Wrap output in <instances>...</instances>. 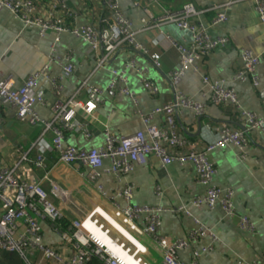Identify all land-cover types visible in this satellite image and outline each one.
Here are the masks:
<instances>
[{
  "label": "crops",
  "instance_id": "1",
  "mask_svg": "<svg viewBox=\"0 0 264 264\" xmlns=\"http://www.w3.org/2000/svg\"><path fill=\"white\" fill-rule=\"evenodd\" d=\"M65 4L73 18H65L67 25L98 24L102 12L101 0H59ZM124 16L131 22V30L136 42L148 47L151 53L159 55L156 67L148 55L124 47L112 53L109 59L99 64L101 51H92L82 38L69 32L56 34L52 30L43 33L37 27L25 26L7 9L0 10V72L10 76L13 88L22 86L28 76L47 67L39 77L37 91L44 103L36 104L34 110L39 118L52 121L58 107L69 98L86 100L85 89L89 86L106 88L112 79V71H124L126 87L131 96L119 92L104 91L102 101L92 114L80 108L76 118L84 122L90 135L84 132L65 130L63 142L80 148H97L103 143L104 131L118 135H130L141 131L146 136L147 127L143 117L155 108L170 102L176 92L170 84L168 74L177 67L178 50L159 35L170 36L173 40L189 44L191 36L173 23L154 26V19L165 11L179 10L185 4H192L197 15L193 16L196 25L203 27L213 37H223L228 48L211 51L200 63L198 71L188 70L176 89L195 102L205 104V111L196 117L190 109L180 108L177 116L179 133L187 140L188 147L204 150L214 142L221 128L247 130L245 119L240 111H249L264 117V24L259 18L253 0H119ZM47 0L40 4V14H47ZM65 10H60L63 17ZM224 13L223 22L213 24L214 18ZM145 20L146 24L143 23ZM247 48L258 57L256 66L257 84L251 77L241 80L237 73L242 69L241 49ZM69 56V57H68ZM134 67H126L130 59ZM70 62L74 71L62 75V66ZM206 75L210 80H220L232 87L238 96L239 108L215 106L210 103L208 86L202 83ZM153 81L158 92L149 94L142 86V79ZM51 79L57 80L61 91L55 94ZM149 125L161 126L163 118L153 115ZM250 142L240 152L233 147H216L208 152L214 164L213 184L223 192L232 191L234 215L226 216L217 205L213 209L197 208L192 204L194 197L204 194L206 187L196 181V172L190 163L183 165L172 162L162 166L156 156L149 155L143 162L125 175H115L110 171L111 162L105 159L95 180L89 178L88 168L82 165H65L58 161L56 152L45 153V169H38L34 160L38 150L33 145L40 138L50 141L52 134L41 125L19 122L15 108L0 99V166L14 168L17 179L40 182L49 191L50 182L57 184L68 193L64 200L52 196L65 217L73 220L81 218L98 207L112 211L116 206L129 204L161 207L159 235L166 238L188 239L194 230L209 231L178 251V259L188 263L194 249L210 246L203 253L199 264H253L264 260V127L249 131ZM27 159L23 160L22 157ZM47 179H43V175ZM101 187V191L98 189ZM131 187L128 199L119 192ZM11 196V192L8 193ZM52 194V193H51ZM183 206L184 209L175 211ZM0 200V216L4 212ZM174 210V211H172ZM247 217L252 229H244L239 220ZM43 240L47 245L59 246V253L66 257L68 247L63 246L60 236L39 219ZM98 230V233L97 231ZM94 225L96 234L91 237L113 251L123 264H163L161 250L147 238L143 246L130 235L127 252L116 242L114 235H105ZM104 231V230H103ZM101 233V234H99ZM110 238V239H109ZM124 250L118 254V250ZM17 253L1 252L0 264H26ZM30 264H38L39 256L28 257ZM138 259L140 261H138ZM28 264V263H27ZM40 264H56L42 261Z\"/></svg>",
  "mask_w": 264,
  "mask_h": 264
},
{
  "label": "built area",
  "instance_id": "2",
  "mask_svg": "<svg viewBox=\"0 0 264 264\" xmlns=\"http://www.w3.org/2000/svg\"><path fill=\"white\" fill-rule=\"evenodd\" d=\"M42 1L0 0V10H9L25 26L37 27L40 33L47 30H52L56 34L69 32L82 38L89 44L92 51L100 50L102 52L99 64L106 62L112 53L124 47H130L135 52L148 55L154 65L159 66V55L151 53L148 47L135 41L131 22L122 13L119 0H101L104 14L100 17L99 23L85 25H67L65 18L72 19L73 15L59 0H47L50 8L48 7L45 16L41 15L40 4ZM253 1L259 18L264 24V0ZM60 10H65L63 17L59 14ZM197 14L198 12L192 4H185L179 10L165 11L162 16L154 19V26L167 22L173 23L180 30L190 34L191 42L184 44L173 40L170 36H158L166 38L179 52L178 65L168 74L170 84L176 92L170 102L155 108L150 114L143 117L142 120L147 127L146 136L141 131L130 135H118L105 130L103 143L97 148H80L63 142L65 130L84 132L87 136L90 135L86 124L76 118L78 108L88 115L92 114L96 106L102 101L104 91L119 92L127 96L132 95V92L126 87L127 77L124 71L113 70L112 79L106 88L87 87L85 89L86 100L81 101L72 97L62 102L52 121L39 118L34 110L36 104L44 103L36 88L39 77L45 73L47 67L28 76L22 86L17 89L13 88L11 77H4L0 72V99L5 100L15 108L17 120L30 125H41L44 130H49L52 134L49 142L40 137L35 144L33 143L38 150L34 160L35 166L44 170L45 153L53 151L57 153L58 161L65 165H82L88 168L89 178L95 180L105 159L110 160V171L118 176L130 172L134 165L143 162L149 155L156 156L162 166L172 162L181 165L190 163L196 172V181L206 187L205 193L194 197L192 204L197 208L210 210L219 205L226 216H233V193L229 188L223 192L213 184L215 167L208 157V152L218 146L233 147L243 157L242 151L250 142L249 131L263 128L264 117L242 110L240 114L245 119L247 130L224 127L219 130L216 140L208 144L204 150L188 147L187 140L179 133L177 124L179 109L182 107L190 109L196 117H199L204 114L206 105L195 102L177 91L176 86L186 71H198L201 61L211 51L229 47L227 39L223 37L213 38L206 33L203 27L196 25L192 18ZM225 19V14L220 13L214 18L213 24L223 22ZM143 23L146 24L145 20ZM241 57L242 69L237 73V77L241 80L251 77L253 84L256 85L255 70L259 61L258 57L247 48L241 49ZM134 66L135 60L132 58L126 67ZM73 71L74 66L70 62L62 66L64 77ZM141 82L149 94L154 95L158 92V87L153 81L144 78ZM51 83L55 94L59 95L60 84L55 79H51ZM202 83L209 88L211 104L215 106L232 105L238 110V96L232 87L225 86L220 80H210L206 75L202 77ZM153 115L162 116L163 124L161 126L148 124ZM22 159L26 160L27 157L24 155ZM47 178V175L44 174L42 180ZM49 182L50 190L47 191L40 182L34 183L17 179L13 167L0 166V200L5 207L0 216V253H17L28 264H30L28 255L32 254L39 256L38 264L42 261H50L56 264H88L93 256L97 257L102 264H122L95 241L86 230L85 222L89 220L111 236L106 226V224L109 225V222L101 216L99 210L110 214L121 228H124L133 238L145 246L146 251L147 247L142 239L147 238L155 244L161 250L163 264H185L179 261L178 251L186 248L189 245V240H196L205 233L211 234L200 226L199 230L190 233L189 240L163 237L158 232L161 225L160 213L165 209L137 204H129L124 207L116 206L109 212L96 207L83 217L71 220L69 231H62L57 227L56 222L65 215L54 202L52 196L64 200L68 197V193L51 180ZM98 189L102 190L100 186ZM10 192L12 193L11 196L8 194ZM130 193L131 187L128 186L119 192L126 199L129 198ZM180 209H184V207L181 206L175 211ZM39 219L46 220L50 229L60 236L63 246L68 247L69 251L66 257L59 253V246L47 245L44 242ZM239 224L244 229H252V223L247 217H242ZM114 228L117 236H112L128 252V237L115 226ZM208 250H210V246L194 249L190 261L186 264H199L201 255ZM138 261L140 260L138 259ZM142 261L143 264H147L143 259ZM253 264H264V260L256 261Z\"/></svg>",
  "mask_w": 264,
  "mask_h": 264
},
{
  "label": "rangeland",
  "instance_id": "3",
  "mask_svg": "<svg viewBox=\"0 0 264 264\" xmlns=\"http://www.w3.org/2000/svg\"><path fill=\"white\" fill-rule=\"evenodd\" d=\"M99 212H100V214H101V216H103V218L105 219V220H107L108 222H109V225H107L106 223V226H107V228L109 229V232L112 234V235H114V236H117L116 235V230H115V228H114V226L116 227V228H118L125 236H127L128 238H129V240H130V235H129V233L126 231V230H124V228H121L120 226H119V224H118V222L110 215V214H108V213H103V212H101L100 210H99ZM85 227H86V230L87 231H89V232H91V234H96V231H97V233H98V230H96L94 233H93V231H94V224L91 222V221H89V220H87L86 222H85ZM104 230V229H103ZM103 230H101L102 232H103V234H105V235H109L108 233H106L105 231H103ZM99 234H101V233H99ZM109 237V236H108ZM110 239V238H109ZM124 252V250H118V254H121V253H123ZM28 257H30V255H28ZM142 259L144 260V257L142 256ZM25 263H26V261L24 260V259H22ZM145 261V260H144ZM27 264V263H26Z\"/></svg>",
  "mask_w": 264,
  "mask_h": 264
},
{
  "label": "trees",
  "instance_id": "4",
  "mask_svg": "<svg viewBox=\"0 0 264 264\" xmlns=\"http://www.w3.org/2000/svg\"><path fill=\"white\" fill-rule=\"evenodd\" d=\"M71 220L68 219V217H63L60 220L56 222L57 227L62 231H69V225ZM32 256V255H30ZM88 264H102L101 261L97 257H92L91 260L88 262Z\"/></svg>",
  "mask_w": 264,
  "mask_h": 264
},
{
  "label": "bare ground",
  "instance_id": "5",
  "mask_svg": "<svg viewBox=\"0 0 264 264\" xmlns=\"http://www.w3.org/2000/svg\"><path fill=\"white\" fill-rule=\"evenodd\" d=\"M88 233H89V235L91 236V234H90V232L89 231H87ZM100 244V243H99ZM105 250H107L114 258H116L120 263H122L123 264V262L122 261H120V259H119V257L113 252V251H111L110 249H108L106 246H104V245H102V244H100Z\"/></svg>",
  "mask_w": 264,
  "mask_h": 264
}]
</instances>
